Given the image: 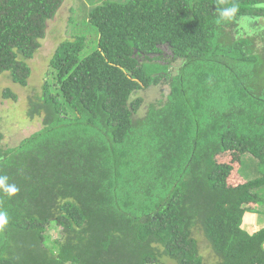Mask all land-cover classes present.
Returning a JSON list of instances; mask_svg holds the SVG:
<instances>
[{
	"label": "trees",
	"instance_id": "obj_1",
	"mask_svg": "<svg viewBox=\"0 0 264 264\" xmlns=\"http://www.w3.org/2000/svg\"><path fill=\"white\" fill-rule=\"evenodd\" d=\"M63 1L0 0V77L27 86V62ZM233 2L104 0L87 14L95 39L54 49L53 82L26 109L40 128L5 147L0 133V175L19 188L0 192L10 216L0 264H207L197 237L208 264H264V225L241 226L264 207V48L231 38L237 21L219 10ZM235 2L264 19L256 0ZM162 46L180 63L173 74L157 62ZM162 81L163 102L135 96ZM243 154L258 176L233 168ZM52 223L60 232L47 246Z\"/></svg>",
	"mask_w": 264,
	"mask_h": 264
},
{
	"label": "rangeland",
	"instance_id": "obj_2",
	"mask_svg": "<svg viewBox=\"0 0 264 264\" xmlns=\"http://www.w3.org/2000/svg\"><path fill=\"white\" fill-rule=\"evenodd\" d=\"M102 1L104 0H64L54 17L47 21L44 37L40 40V47L27 62L31 68L27 86L22 87L14 84L7 74L0 77V133L2 135V145L4 147L15 145L19 140L40 128L41 117H27L26 109L28 106V98L40 94L42 84L45 80L53 82L50 72L51 69L49 67V59L54 49L61 42L72 40L76 35L85 36L88 42H91L90 39H88L91 37L90 34L92 38L95 39L94 31L96 30L87 22V14L92 7ZM113 1L123 2L125 0ZM247 29L248 32L252 33L251 35H248L247 32L241 34L242 29L237 22L236 26L231 29V38L233 40L240 37L251 38L252 41L258 45V51L264 48V19H252L251 23L247 25ZM92 47L93 44L90 45V47L88 45L84 53L91 51ZM161 50V59L157 62L161 65H168L167 73L173 74L180 63L179 61L171 59V53L167 46H162ZM156 73L161 74L162 70L157 69ZM6 89L15 94V100L2 96V93ZM167 93V83L162 81L158 85L138 91L135 96H140L143 99V105L146 106L150 103L163 102ZM238 159L239 156L237 157V161L234 159L233 162L231 160V163L233 164V168L237 169L241 179H251L259 175L257 161L249 154H243L242 157L240 156V161ZM217 160L221 159L217 158ZM225 160L227 161L230 159ZM252 208V212L245 213L259 214L260 217L257 216L258 221L260 219V222H264V207L253 205ZM247 216L246 219L250 220L249 216ZM253 223L254 222L251 224L250 221L246 223V221L243 220L242 228L245 229L247 224L248 226H252ZM59 232V226L54 223L47 228V246H50L51 242L58 237ZM197 239L199 252L208 264L213 260L210 249L207 247L203 238L197 237ZM164 262V264H173L169 260H164Z\"/></svg>",
	"mask_w": 264,
	"mask_h": 264
},
{
	"label": "clouds",
	"instance_id": "obj_3",
	"mask_svg": "<svg viewBox=\"0 0 264 264\" xmlns=\"http://www.w3.org/2000/svg\"><path fill=\"white\" fill-rule=\"evenodd\" d=\"M257 9H264V0H256L253 5ZM219 16L223 21H233L236 20L241 29V34L248 32L247 25L251 23L252 17L240 13V5L238 2H234L229 7H225L219 10ZM19 191L16 184L9 182V177L7 175H0V192L7 194L9 197L14 196ZM10 216L6 210L0 209V230H3L9 224Z\"/></svg>",
	"mask_w": 264,
	"mask_h": 264
},
{
	"label": "crops",
	"instance_id": "obj_4",
	"mask_svg": "<svg viewBox=\"0 0 264 264\" xmlns=\"http://www.w3.org/2000/svg\"><path fill=\"white\" fill-rule=\"evenodd\" d=\"M249 216V219L250 220H248V219H246V216ZM245 216V217H244ZM247 216V217H248ZM257 216H259V214L257 215L256 213H252V214H248V213H244V215H243V218H242V224H243V220L244 221H246V223L247 222H249L250 221V223L252 224V222H254L253 223V225L252 226H248V224H247V226H245V230L249 233V234H252L253 232H255V231H257L260 227H262L263 226V224H264V222H260L261 220L259 219V221H258V217ZM260 217V216H259ZM246 219V220H245ZM259 222V223H258ZM250 224V225H251ZM242 226V225H241Z\"/></svg>",
	"mask_w": 264,
	"mask_h": 264
}]
</instances>
